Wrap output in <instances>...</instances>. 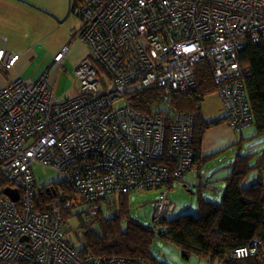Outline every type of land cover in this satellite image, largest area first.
<instances>
[{
  "label": "built area",
  "instance_id": "built-area-1",
  "mask_svg": "<svg viewBox=\"0 0 264 264\" xmlns=\"http://www.w3.org/2000/svg\"><path fill=\"white\" fill-rule=\"evenodd\" d=\"M77 12L82 27L72 40L90 51L75 71L76 96L58 100L50 87L69 46L37 79L0 89V264H150L80 252L79 241H67L62 214L34 204V165L55 170L74 191L65 210L88 206L92 218L115 211L112 196L166 185L165 156L176 178L187 174L193 117L137 112L126 99L129 84L188 92L206 63L231 127L252 124L239 56L248 37L264 45V0H82ZM19 58L0 47L6 69ZM3 180L20 190L22 208L4 194ZM170 196L165 190L155 203L153 229L174 210ZM260 245L254 240L227 261L255 256Z\"/></svg>",
  "mask_w": 264,
  "mask_h": 264
},
{
  "label": "trees",
  "instance_id": "trees-1",
  "mask_svg": "<svg viewBox=\"0 0 264 264\" xmlns=\"http://www.w3.org/2000/svg\"><path fill=\"white\" fill-rule=\"evenodd\" d=\"M81 4L82 0H73L72 13L79 16L77 10ZM247 40L244 50L240 52L239 66L247 94V107L252 117V124L248 126L255 127L254 138H257L264 137V45L252 43L249 37ZM195 76V89L167 95L164 88L146 89L138 83H132L129 84L126 99L137 112L161 115L167 121L177 114L193 117V162L186 175L192 171L196 173L197 184L194 186L199 196L197 215L189 213L170 220L168 214L156 229L145 227L133 217L131 193L153 190H159L160 194L165 190L170 192L177 182H183L191 190V185L183 181L186 175L182 179L176 178V166L167 156L159 161L161 165L170 167V180L166 185L152 186L149 190L134 189L129 194L111 197L116 202L113 213L100 212L93 218L87 213L78 214L79 224L76 228L69 224L76 208L64 209L65 200L72 197L74 191L63 180L40 189L35 182V210L40 213L59 211L63 216L67 241H80V252H91L97 257L117 256L150 264H170L152 252L154 245L160 242L161 246L177 248L181 259L186 262L196 257L210 264H264V143L260 150L244 154L241 153L245 141L243 138L213 152L206 150L209 133L224 126L234 132L248 126L241 129L231 127L226 109L224 118L206 121L202 114L203 103L207 98L217 95L218 86L206 63L197 66ZM237 145L240 149L235 153L234 161L228 164L229 173L221 180L215 179L208 172V165L218 158L223 163L224 159H220L222 152ZM254 172L259 174L258 181L248 186V178ZM15 186L7 180L2 181L3 188ZM208 192L211 193L210 197L205 196ZM107 201L103 199V203ZM17 206L22 208L23 201ZM254 240L261 243L257 255L227 261L228 255L251 245Z\"/></svg>",
  "mask_w": 264,
  "mask_h": 264
},
{
  "label": "crops",
  "instance_id": "crops-1",
  "mask_svg": "<svg viewBox=\"0 0 264 264\" xmlns=\"http://www.w3.org/2000/svg\"><path fill=\"white\" fill-rule=\"evenodd\" d=\"M71 3L72 0H0V47L5 46L9 52L20 56L10 69L0 65V89L20 79H37L57 55L70 45L63 62L53 69L50 87L58 100L76 96L75 71L90 49L87 43L70 42L72 31L80 28L82 24L80 17L71 13ZM52 28L57 30L53 32ZM60 31L62 44L57 47L50 37L52 33L55 35ZM213 134H208L205 147L212 152L236 139L234 131L228 126L217 137H213ZM177 256H180V252ZM178 259L179 257H174L173 260ZM182 261L185 264H210L196 257L188 262L183 259Z\"/></svg>",
  "mask_w": 264,
  "mask_h": 264
},
{
  "label": "rangeland",
  "instance_id": "rangeland-1",
  "mask_svg": "<svg viewBox=\"0 0 264 264\" xmlns=\"http://www.w3.org/2000/svg\"><path fill=\"white\" fill-rule=\"evenodd\" d=\"M72 4H73V0L71 6ZM74 15L77 16V14ZM80 24H81V20L79 21V25ZM55 30H57V28H55L52 31L54 32ZM61 33L62 31H60L58 34L55 35L52 33V37H50V40L51 41L53 40L57 45V47H59L62 44ZM53 62L51 64H53ZM225 113H226L225 108L216 94L207 98L203 103L202 114L206 119V121L208 122H213L224 118ZM226 128L227 126H224L221 129L215 130V132L218 133L213 132L214 133L213 137H217L218 134L221 132V130ZM255 132H256L255 127L253 125L248 126L241 131L234 132V134L236 135L235 140L239 141L242 138L245 139L242 145L241 153L244 154L247 152L260 150L261 147H263L262 143H264V137L254 138ZM239 149L240 147L237 145L228 149L227 151L222 152L220 159H224L223 163H220L218 161L219 158L212 161L208 165V172L212 176H214L215 179L221 180V177H226V175L229 173V170L227 168L228 164L231 161H234L235 153H238ZM32 170L38 189L47 187L52 183H59L62 181L60 174L53 169L44 167L42 165H34ZM258 178H259V174L254 172L249 176L246 184L248 186H251L253 183H256L258 181ZM183 181L188 182L191 185V190L187 189L186 185L183 182H177L174 185V189L170 191L171 192L170 199L174 204L176 210L168 215V219L170 220L189 213L197 215L199 196L197 194V188L194 186V184H197L196 173L193 171L190 172L188 175L185 176ZM159 194H160L159 190L136 191L130 194V199L132 201V207H133L132 209L133 217L138 221H140V223L145 227H152L153 209L156 201L159 199ZM210 194L211 193L208 192L207 194H205V196L210 197ZM73 213L75 214V216H73L72 219H70L69 224L72 225L74 228H76L79 224V217L77 215L82 213H84L83 215H85V213L88 214V206L76 208L74 209ZM161 245L162 244L160 242H157L152 249V252L156 255V257L168 261L171 264H185V262L182 261L181 257L177 256L179 252L177 248L171 245L170 246H161ZM174 257L176 258L179 257V259L175 261L173 260Z\"/></svg>",
  "mask_w": 264,
  "mask_h": 264
},
{
  "label": "water",
  "instance_id": "water-1",
  "mask_svg": "<svg viewBox=\"0 0 264 264\" xmlns=\"http://www.w3.org/2000/svg\"><path fill=\"white\" fill-rule=\"evenodd\" d=\"M4 194L11 198L14 202H19L21 196L18 189H13L11 187L5 188Z\"/></svg>",
  "mask_w": 264,
  "mask_h": 264
},
{
  "label": "clouds",
  "instance_id": "clouds-1",
  "mask_svg": "<svg viewBox=\"0 0 264 264\" xmlns=\"http://www.w3.org/2000/svg\"><path fill=\"white\" fill-rule=\"evenodd\" d=\"M72 41H73V40L71 39L70 42L72 43ZM67 46H69V48H70V45H67ZM191 147H192V146H191ZM35 181H36V180H35ZM11 188H13V187H11ZM13 189H16V188H13ZM49 189H50V188H49ZM4 190H5V188H4ZM18 190H19V189H18ZM19 192H20V190H19ZM20 195H21V192H20ZM115 196H116V195H115ZM115 196H112V197L114 198ZM7 197H8V196H7ZM10 199H11V198H10ZM20 200H21V196H20ZM20 200H19V202H20ZM110 200H112L111 197H110ZM12 201H13V200H12ZM112 201H115V200L113 199ZM19 202H15V203H18V204H19ZM171 202H172V201H171ZM172 204H173V203H172ZM173 205H174V204H173ZM173 211H175V206H174V210H173ZM173 211H172V212H173ZM172 212H171V213H172ZM169 214H170V213H169ZM64 229H65V228H64ZM65 231H66V230H65ZM66 235H67V233H66ZM24 240H25V239H24ZM75 241H78V240H75ZM79 242H80V241H79ZM80 244H81V243H80Z\"/></svg>",
  "mask_w": 264,
  "mask_h": 264
},
{
  "label": "bare ground",
  "instance_id": "bare-ground-1",
  "mask_svg": "<svg viewBox=\"0 0 264 264\" xmlns=\"http://www.w3.org/2000/svg\"><path fill=\"white\" fill-rule=\"evenodd\" d=\"M59 56V54L57 55V57Z\"/></svg>",
  "mask_w": 264,
  "mask_h": 264
}]
</instances>
